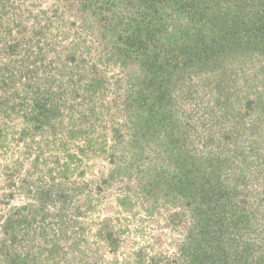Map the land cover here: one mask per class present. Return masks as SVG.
Returning <instances> with one entry per match:
<instances>
[{
	"label": "trees",
	"instance_id": "16d2710c",
	"mask_svg": "<svg viewBox=\"0 0 264 264\" xmlns=\"http://www.w3.org/2000/svg\"><path fill=\"white\" fill-rule=\"evenodd\" d=\"M5 1L0 0V118H3L2 122L0 120V148L5 149L3 154L8 153L7 148L9 145H1L4 135H7V133H4L1 123L4 124L7 121H13L14 123V120L20 119L21 127L14 133L15 137L13 141L21 143L22 149H18L21 156H30L33 142L37 146L39 145V156L36 155L37 157L34 158L36 161L33 162L35 169L38 165L39 167L34 172H40V174L43 172L44 174L36 179L38 184L35 190L34 203L10 205L5 213H0V231L2 232L0 236V264H49V261H55L51 264H57L56 262H59L61 259L64 260L66 255H68L66 249L62 247L61 241H69L70 248L77 249L78 251L81 249V246L77 242H73L74 236L72 234L76 236L78 231L79 233H84L87 230L86 227L81 226L77 229V232L71 233L69 231V223L63 221L65 216L60 217V214L63 213L60 208L66 207L69 209L72 205L69 193L87 192L89 186L87 182H82L81 184L72 183L70 177L74 174L79 176V178L86 175L87 170L85 168L80 169L82 158L84 159L88 155H96L95 157H97L107 154L106 134L100 135V138L98 136H94V138L86 136L87 129L84 125L86 123H94L99 118L95 116L94 112L90 113L93 116L91 117L81 109H85V111L94 109L92 105L96 100L100 103L102 109L105 110L104 104L109 92L108 87L105 88L104 92L102 81H98L97 78L96 80L92 79L90 68L87 70L83 67L77 73H74L72 69V72H66V62L61 60V57L64 58V55H60L59 57L54 56L52 60H47L48 52L45 51L47 44L42 38V33L38 30L34 31L35 39L32 38L33 35L26 30V26H24L23 20H21L22 10H19V14L17 15L19 21L7 20L4 17L8 14L4 6ZM156 1H158L156 4H161L163 7L168 6L162 3L163 1H166V3L171 2V0ZM191 1L194 2L196 0ZM192 4H195L193 6L194 10L183 9L186 12L179 13H189L192 17L200 15V19L204 18L206 20L207 27L204 25L200 29L202 32H199L197 36L194 35L192 37L190 35V38L186 35L183 38V43H179L180 40H178L177 36L170 39L166 37L156 40L150 38V43L156 44V47L152 49L139 37L141 29L138 27L133 30L134 34L129 35L133 39V43L134 40H137L135 47H127L126 52L121 51V57L123 58L121 64L127 65L128 67L126 68H129L135 77L128 80V87L123 91L122 97L118 96V94L123 88L120 82L116 80L117 92L109 105L114 107L122 99L126 109L124 112L122 111L125 114L123 118L128 120L127 124L130 125L131 131L127 132L128 135L126 136L129 137L127 139L126 136L122 135V132H119V128L115 127L112 129L113 145L111 144V151L112 154H116L122 148L120 152L122 155L125 156L130 152H132V155L127 165H123L120 162L117 163L118 171L116 173L123 171L125 176H128L126 179L130 180L129 169L134 168L138 179H144L145 175H147V178H149L147 185H151L153 182L145 171L150 169L154 172V180L157 183L156 189L159 192H163L164 194L173 192L185 198V201L197 200L205 202L206 200H210L208 203H204L205 205L202 204V207L197 208L199 213L195 218V233L193 236H190V240H193L188 242L187 246L183 245L180 248L184 249L186 247V249H192L191 246H194L195 252H187L188 254L186 253L184 256L182 254V264L183 262L185 264H195L194 262L196 261L197 264H202V262L208 264H264V207L261 205L264 201V187L259 186V177L264 179V165L260 167L262 169L255 171L257 172V180H255L254 185H258L260 189V191L255 190L258 199L254 198L251 193L237 199L239 185L225 188V193H221V186L219 185V174L222 173L221 168L218 166V169L215 168L216 163L210 158V155H202L197 150H189V145L192 143L191 137L184 139L183 136H178V134L177 136H173V133L170 132L171 129L166 132V140H158L159 150L157 146L154 145L153 149L150 145L153 144L152 141H156L154 140V135L157 133V127H159L161 120H166L165 116L161 117L164 110L169 107L175 108L174 103L178 99L183 101L192 94L193 97L200 87H202V90L199 91L200 93H203L207 89L209 80L205 77L204 67L209 60L213 62L212 64H218L222 50L224 52L226 47L232 50L235 48V50L240 51L241 54L237 52L240 57L246 55L248 51H253L264 56L263 9L262 11H258L253 17H251L250 13L251 18L246 22L242 20V16L237 15L233 17L236 20V27L241 26V31L238 32L234 30L236 27H231L227 30L229 36L221 44L219 38L222 36L220 35L222 17L220 18L219 15H205V13H203L202 17L196 7V2ZM155 6L153 7L156 10L157 7ZM261 6L263 7V5ZM102 8L98 7L96 11H101L100 9ZM174 8L175 6L169 7L170 10H173L165 16L166 22L168 21L167 24L174 30H177V28L183 29L182 23L172 22L174 19H177V12ZM243 8H247L245 3ZM238 13L240 14L241 12ZM43 14L45 13L43 12ZM36 24H39V22L37 21ZM242 31L244 32L243 34L240 33ZM165 33L169 35L171 31L166 30ZM177 42L178 46H176ZM133 43L132 45H134ZM54 44L53 48L50 49V53L55 51L59 53L57 52L58 47H55ZM195 47L197 61L195 60L194 65L200 67L199 71L202 72V77L199 80L200 84L194 80V82L185 83V81L175 77L173 70L177 64H173L174 67H169V63L178 57H184L182 54L187 53L190 55L191 49ZM66 50L62 47V51L60 52L63 53ZM71 52L73 51H67L69 57H67L66 61L74 69L76 66V55L74 52ZM257 54L256 56H258ZM186 59L184 57V61ZM243 63H247L244 58L241 59V64ZM187 72L188 74L190 73L189 71ZM243 72V86H240L235 79H227L226 75H219V77L216 75V91L213 95L215 102L210 107L212 109H202L204 114L195 122L194 133L199 131V128L210 127L211 131L208 133H211L210 139L212 142L219 137L220 131L223 132L225 130L222 124L230 122L232 130H227L229 137L222 139L225 143V139H229L230 142L232 140L236 141L238 135L245 131H249L247 134L250 137L254 133L253 131H256L255 127L252 128L254 120L251 119L252 115L256 112L260 113L259 116H254L256 122L264 124V65H261L260 69L258 67L253 68L251 75H247L248 72H251L249 69H244ZM84 80H90V83H85ZM176 82L178 83L177 86ZM68 85L73 86L71 98L76 102L80 99V103H77L78 106H81V109L76 108L75 102V104L70 106L66 115H62L68 121L67 126L64 120H62V123H53L52 117L57 118L60 112H62V106L66 105L67 99L64 95V88ZM79 91H82V93ZM203 98L204 95L202 94L196 98L200 108L202 107ZM61 99H63L62 102H60ZM117 111H120V109L117 108ZM195 111L196 109L189 111L188 116L192 118ZM247 117L250 119L249 123L247 122ZM170 120L173 125H180L179 119L176 116H171ZM30 125H34L33 133L40 136L37 143L36 141H32V138L30 140V137H33ZM87 126L88 128L91 127L90 125ZM44 127H48L50 130L44 133ZM211 127L214 129L212 130ZM262 132H264V127L261 128L258 134L260 135ZM58 133H60V137H58ZM2 134L4 135L2 136ZM49 134L52 137H48ZM80 136H84L83 146L77 145V140L82 139L79 138ZM252 143H255V140ZM46 145H50L49 150L51 154L46 153L44 149ZM248 146L240 150L248 151L254 149L251 145ZM71 147L76 149V153H72ZM148 147L152 149L150 150L152 152V156L150 157L152 164L146 168L141 165L135 166V163L137 164V161L141 158L145 150L144 148ZM240 150L238 149V153L241 152ZM137 156L138 158H136ZM22 159L18 165H23ZM165 163L170 165L172 163V172L164 168ZM50 165L57 171V176L61 180L66 182L68 186L75 187L71 192L62 185L63 181L61 183L56 181V175L52 176L53 167H50ZM18 171L19 168L14 166L12 173L7 175L12 180H8L2 185L1 188L3 190L14 187L13 174L17 175L16 172ZM90 172L94 171L91 170ZM159 172L160 175H158ZM45 173L52 180V183L47 186L39 183L43 176L47 177ZM23 174L26 176L25 171ZM112 174H110L111 176L109 175V179L113 178ZM20 175H22V171L19 173ZM20 180L21 183L27 182L25 178ZM101 180L104 179L102 178ZM1 196L0 204L5 203L8 205L7 199H11L14 195L11 192L3 191ZM90 196L86 195L85 198L80 197L78 199L80 204L75 206L74 211H71L75 214V217L83 216L82 209L91 206L93 198ZM82 201L83 203L81 204ZM119 202L120 204L127 202L123 206L129 205L130 198L122 197L119 199ZM210 203H213V205H210ZM51 204H56L55 209L51 208L50 210L48 208ZM129 207L132 208L130 205ZM124 212H128V210ZM101 220L103 221L98 223L97 235L95 236L99 237L100 242L106 246L105 248H96L100 249L98 253H96V249H94V252L93 250L86 252V255L94 254V264H104L106 252L114 255L116 261L121 259L119 261H123L121 264H160L170 263V259L176 260L175 255L172 257L153 256V253L147 250L148 242L145 240L146 234L140 228L133 229L132 221L122 219L121 217L117 219V224L120 223L119 226L125 225L124 228L133 229L132 232L125 231L130 234V237L138 239V241H130L128 244H125V237L123 238L124 241L118 242L116 238L111 239V234L109 237L107 233L105 234V223L110 222L111 219ZM135 221L140 222L142 220ZM32 225L35 226V229H32ZM17 226L26 228V230L22 231L26 235L31 232V241H35L34 239L37 237L41 238L40 241H36L38 243V251H34L35 245L31 249L29 247V251H26L25 254L13 249L14 245L19 243L17 239L19 235L15 229L20 231V228H17ZM68 232L70 235H66ZM125 232L123 230H116L114 234L116 236H125ZM8 234H12V238H9ZM235 244L236 246L234 247ZM10 245L13 250L9 248ZM233 248L240 250L237 252H240L237 262L233 258H229L232 255L230 250ZM101 250H104L105 253H102ZM257 252H259V255L256 254ZM233 253L236 255L235 252ZM58 255H61L62 258L60 257V260L56 261L55 258Z\"/></svg>",
	"mask_w": 264,
	"mask_h": 264
},
{
	"label": "rangeland",
	"instance_id": "374dc122",
	"mask_svg": "<svg viewBox=\"0 0 264 264\" xmlns=\"http://www.w3.org/2000/svg\"><path fill=\"white\" fill-rule=\"evenodd\" d=\"M156 2L158 1L6 0L4 2V6L6 7L5 10L8 12L7 16L5 15L4 17L7 20L11 19L19 21V19H17V15L19 14V10H22L23 14L21 20H23L26 30H28V32L33 35L32 38L35 39L34 31L38 30L42 33V38L47 44L45 47V51L48 52L47 60H52L54 56L59 57L60 55H64V58L61 57V60L66 62V72H72L73 70L74 73H77L83 67H85L87 70L90 68V76L94 80L97 78L98 81H102L104 92L105 88L108 87L109 93L107 94L104 104L105 110H103L100 103L95 100L92 105L94 106V109L85 111V109H81L80 105L78 106L77 102H79L80 99H78L76 102L71 98L73 86L68 85L66 88H64V95L67 101L66 105L62 106L61 110L63 113L60 112V115L57 118L52 117L53 123H62V120H64V123L68 126V121L63 116L66 115L70 109V106L76 102L77 109H81L91 117L93 116L90 113L94 112L95 116L99 118L98 121H95L94 123H86L84 125V127L87 129L86 136L88 135L89 138H94V136H98L100 138V135L105 134L107 136V154H105V156L99 155L97 157H95L96 155H88L84 157V159L82 158V165L80 169L85 168L87 170L86 175H83L81 178H79V176L74 174L70 177V181L72 180L71 182L75 184L87 182L89 184L87 192H71V190H73L75 187L71 185L68 186L66 182L61 180L57 176V171L52 165H50V167H53L52 176L56 175V181L59 183L63 181L62 185H64L66 189L71 192L69 195L70 203L72 205L69 209L66 207L60 208L61 212L63 211V213L60 214V217L65 216L63 221L69 223V231L71 233L77 232V229H79L81 226L87 228L84 233H79L78 231L76 236L75 234H72L74 236L73 242L75 241L81 246L80 250L77 251V249H71L69 246V241H61L62 247L63 249H66L68 255H66L64 260H60V257L62 258V256L58 255L57 258H55L56 261L60 260L59 262H56L57 264H70V262H72L71 264H94V254L86 255V252L88 250H93L94 252V249L98 247L105 248L106 246L104 243L100 242L99 237L95 236L97 235L98 223L103 221L101 219H111L110 222L108 221L105 223V234L107 233L108 237L111 234V239L116 238L118 242H120L125 237V244H128L130 241H138L136 237H130V234L125 231L128 230L129 232H132L133 229L140 228L146 234L145 240L148 242L147 250L153 253V256L172 257L175 255L174 257H176V260L170 259V263L160 264H182V257L187 252H195V249H193L194 246H191L192 249H186V247L184 249L180 248L183 245L187 246V243L193 240H190V236H193L195 233V218L199 213L197 208L202 207L205 205L204 203H208L210 200H206L205 202H199L197 200L185 201V198L178 194H174L173 192H168L166 194L159 192V190L156 189L157 183L154 180V172L150 169L145 171L148 173L151 181L153 182L151 185H147L149 182L147 175H145L144 179H138L134 168L129 169L131 178L130 180L126 179L128 176H125L123 171L116 173L118 171L117 163L120 162L123 163V165H127L131 160L130 156L132 155V152L125 156L122 155V153H120L122 148H120V151H118L116 154H112L111 151V146L113 145L111 130L115 127L119 128V132H122V135L124 136L128 135L127 132L131 131L130 125L127 124L128 120L123 118L125 114H123L122 111L124 112L126 109L122 99L120 100V103L114 107L109 105L113 101L115 93L117 92V86L115 83L116 80L120 82V85L123 88L118 94V96L122 97L124 94L123 91H125L128 87V80L135 77L133 72L129 68H126L128 67L127 65L121 64L123 60L121 57V51L126 52L127 47H135L137 40H134L133 43V39H131L130 36L132 35L133 30L138 27L141 29V34L139 37H141L144 43H146L148 47L152 49L156 47V44L152 42L150 43V38L154 40L158 38L164 39L165 37L170 39L176 38L177 36L178 40H180L179 43H183V38L186 35L188 37H190V35H192V37L194 35L197 36L199 32H202L200 29L204 27V25L207 27V23H205L206 20L204 18L200 19V15H195L192 17L189 13H179L186 12L183 9L194 10L193 6L195 4L191 5V3L194 2H196V7L200 11L202 17L203 13H205V15H219L220 18L222 17V28L220 31V35L222 36L219 38V42L223 44L225 42L224 40H226L227 36H229L227 30L231 27H236V20L233 17L239 15L242 16V20L244 22L248 21L258 11H262V9L264 10V0H196L194 2L191 0H171L169 3H166V1L162 2V0H160V2L164 3L165 5L167 4V7H163L161 4H156ZM244 3L247 5L246 9L243 8ZM94 5H96V7H94ZM261 5H263V7ZM153 6L157 7V9L155 10ZM172 6H175L174 10L177 12V19H174L172 22L182 23L184 26L182 27L183 29L177 28V30H174L172 27H170V25L167 24L168 21L166 22L165 16L170 14V11L173 10L169 9V7ZM98 7L103 8L100 9L101 11H96ZM43 12L45 14H43ZM238 12L241 13L239 14ZM37 21L39 24H36ZM164 22L165 24H163ZM166 30L171 31V33H169V35L168 33L166 34ZM234 30L238 32L241 31V26L239 25L238 28L236 27ZM240 33L243 34L244 32L242 31ZM54 42L57 46L54 44ZM132 43L134 45H132ZM53 44L55 47H58L57 52L59 53H56V51L50 53V49L53 48ZM176 46H178V42ZM62 47L67 49L66 51H63V53L60 52L62 51ZM195 49L196 47L191 49V53L189 52L190 55L187 53L182 54L185 58H187L186 61H184V57H178L169 63V67H172L173 64H177L173 70L175 72V77L185 81V83H190L194 80L200 84L199 80L201 79L200 77H202V72L199 71V66L196 67L194 65L195 60L197 61ZM225 49L226 50H224V52L222 50L220 59H218V64H212L213 62L210 60L207 62V65L205 64L204 73L205 77H207L209 81L207 84V89L203 93L199 92L202 90V87H200L197 93H194L193 97L192 94L183 101L180 99L176 100L174 103L175 108L169 107L166 110L163 109L164 112L161 117L165 116L166 120H161L159 127H157V133L154 135V140L156 141H152L153 144L150 145L153 147V149L154 145L157 146L159 150L160 147L158 146V140H166V132L171 129L172 130L170 132L173 133V136H177L178 134V136H183L184 139L191 137L192 143L189 145V150H197L202 155H210V158L216 163L215 168H221L222 173L219 174L221 193H225V188H232L234 185H239L238 187L240 188L237 199L244 195H248V193H251L254 198L258 199V196L255 194V190L260 191V189L258 185H254L255 180H257V172L255 171L262 169L260 167L264 165V132H262L260 135L258 134V132L261 131V128L264 127V124L256 122L255 120V117L259 116L260 113L256 112L251 117V119L254 120L252 123V128L255 127L256 131L254 130V133L251 134L250 137L247 134L249 131L242 132L240 135H238L236 141L232 140L230 142L229 139H225V143L222 141L224 137H229L227 130H232V125L230 122H225L222 124L225 130H223L224 133L222 131L219 132V137L215 139L217 142L215 140L211 142V133H208L211 131L210 127H206L204 129L199 128L200 130L197 131L198 133L193 132L195 130V122H197L199 117L204 114L202 109H209L215 102L213 95L216 91V75H218V77L219 75H226L227 79H235L238 81L240 86H243L244 83H242V80L244 69H249L251 72H248L247 75H251L253 68L255 69L258 67L260 69L261 65H264V56L260 55L259 53L257 54L253 51H248L246 55H242V57H240L237 52H239V54H241V52L235 50V48L232 50L226 47ZM69 50L73 51L76 55V66L74 69L72 68L73 66H70L66 61L67 57H69V54L67 53ZM256 54L259 57L256 56ZM243 58L246 59V64H241V59ZM187 71L190 73L188 74ZM217 80L219 79L217 78ZM84 82L90 83V80H84ZM177 85L178 83L176 82V86ZM79 92L82 93V91ZM201 94L204 95V98L201 105L202 107L200 108L199 102L196 98ZM253 97L255 96L253 95ZM62 101L63 99L60 100V102ZM117 108H119L120 111H117ZM192 109H196L197 112L195 111V114L191 118V116H188V112ZM173 115L179 119L180 125L172 124L170 117ZM241 118L243 119V117ZM0 120L2 122L3 118H0ZM247 122H250L249 117H247ZM87 125H90L91 127L88 128ZM1 127L4 129V133H7V135L2 134V136L4 135V138L2 139L1 145L8 144L9 147L7 148L8 153L6 154H3L5 149L0 148V200L2 199L1 195L3 191H7L8 193L11 192L14 195L11 199H7L8 205L5 203V205L0 204V213H5L8 209V206L10 205H25L27 203H34V197L36 195L35 190L38 184L36 179L44 173L41 172L40 174V172H34L39 167L38 165L35 169L33 165V162L36 161L34 158L39 156V145L37 146L33 142L34 146L31 145L30 156H21L18 150L21 148V143H16L13 141L15 137L14 133L19 127H21V120L16 119L14 120V123L13 121H7L4 124L1 123ZM211 128L212 130L214 129L213 127ZM33 129L34 125H30V130L33 136L30 137V140L32 138V141H36L37 143L40 139V136L38 134H34L32 131ZM48 130H50L48 127L43 128L44 133ZM57 135L60 137V133ZM48 137H52V135L49 134ZM79 138L82 139L77 140V145L83 146L84 136H80ZM126 138L129 139L127 136ZM254 140L255 143H252ZM27 145L29 146V144ZM247 145H251L254 149L248 150L249 152L240 150ZM49 147L50 145H46L44 149L46 153L51 154ZM144 149L145 150L141 155V158L139 161H137V164L135 163V166L141 165L146 168L152 164L150 158L152 156V152L150 150L152 149L149 147ZM238 149L241 151L240 153H238ZM71 151L72 153H76V149L74 147H71ZM21 158H23V165H18ZM136 158H138V156ZM14 166L19 168V171L16 172L17 175L13 174V181L15 183L14 187L3 190L1 188L2 185H4L8 180H12L11 178L7 177V175L12 173ZM172 166V163L171 165L165 163L164 168H167L170 170V172H172ZM91 170L94 172H90ZM21 171L22 175L19 176ZM24 171L26 176L23 174ZM111 173H113V178L109 179ZM45 175H47V177L43 176L42 180H40L41 182L39 183L47 186L52 183V180L49 179V175L47 173H45ZM158 175H160V172ZM23 178L27 179V182L21 183L20 179ZM102 178L104 180H101ZM259 178V186L264 187V179L261 177ZM86 195H91L90 197L93 198L92 204L91 206H87V208L85 207L82 209V213H84L83 216L75 217V214L71 211H74V208H76L75 206L80 204L78 199L80 197L85 198ZM122 197L130 198L129 205L132 206V208H130L129 205L123 206L127 202L120 204L119 199ZM82 203L83 201L81 204ZM210 205H213V203H210ZM261 205L264 207V201L261 203ZM55 207L56 204H51L48 208L51 210V208L55 209ZM125 210H128V212H124ZM133 214H135L134 217H132ZM119 217L122 219H127L128 221H132L133 229H126L124 228L125 225L119 226L120 223L117 224V219ZM135 220L142 221L136 222ZM36 226L38 227V225ZM114 227L115 229H113ZM17 228H20V231L15 229L16 233L19 235V237H17L19 243L14 245L13 249H16L19 253L25 254L26 251H29V247L31 249L32 246L35 245L34 251H38V243L36 241H40L41 238L37 237L34 239L35 241H31V232L26 235L22 233V231L24 229L26 230V228H22L21 226H17ZM32 229H35L34 225H32ZM116 230H123L125 232L124 234L126 235L116 236L114 234ZM1 233L2 232L0 231V236ZM66 235H70L69 232ZM8 237L12 238V234H8ZM60 240H62V238H60ZM235 246L236 244L234 247ZM11 247L12 246L10 245L9 248L13 250ZM233 249L230 250L232 255L229 258H233L237 262L239 259L238 255L240 254V252H237L240 250ZM99 250L100 249H96V253H98ZM101 252L105 253L104 250H101ZM233 252H235L236 255ZM258 253L259 252L256 254L259 255ZM105 259L106 260L104 264L123 263V261L119 262L121 259L116 261L114 255L110 253L108 254L107 252ZM54 262L55 261H49V264ZM194 263L197 264V261ZM183 264L185 263L183 262ZM202 264L208 263L202 262Z\"/></svg>",
	"mask_w": 264,
	"mask_h": 264
}]
</instances>
